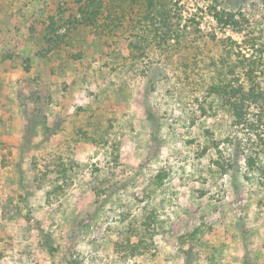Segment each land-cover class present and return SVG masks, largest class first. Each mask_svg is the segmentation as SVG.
Masks as SVG:
<instances>
[{"label":"rangeland","instance_id":"374dc122","mask_svg":"<svg viewBox=\"0 0 264 264\" xmlns=\"http://www.w3.org/2000/svg\"><path fill=\"white\" fill-rule=\"evenodd\" d=\"M0 264H264V0H0Z\"/></svg>","mask_w":264,"mask_h":264}]
</instances>
